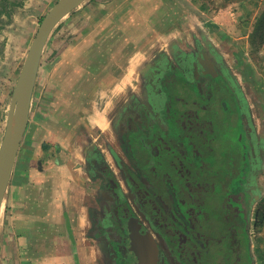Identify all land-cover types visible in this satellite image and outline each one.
<instances>
[{
    "label": "flooded vegetation",
    "instance_id": "flooded-vegetation-1",
    "mask_svg": "<svg viewBox=\"0 0 264 264\" xmlns=\"http://www.w3.org/2000/svg\"><path fill=\"white\" fill-rule=\"evenodd\" d=\"M167 50L145 68L139 91L115 116L106 151L96 144L87 151L90 171L99 180L96 238L107 264H139L130 249V226L153 236L156 264H256L251 188L256 186L252 148L257 137L249 100L217 50L195 39ZM221 92L228 101L219 100ZM215 99L220 109L219 103L211 107ZM221 126L233 131L227 137L245 139L251 165L247 193H234L230 210L212 215L211 196L200 177L201 171H215L208 158L218 157L213 150ZM227 161L233 176L237 160L231 153ZM243 197L246 211L239 202Z\"/></svg>",
    "mask_w": 264,
    "mask_h": 264
},
{
    "label": "crops",
    "instance_id": "crops-1",
    "mask_svg": "<svg viewBox=\"0 0 264 264\" xmlns=\"http://www.w3.org/2000/svg\"><path fill=\"white\" fill-rule=\"evenodd\" d=\"M80 6L65 16L54 30ZM112 37L118 38L117 33ZM153 38L152 33L146 43L131 51L119 35L120 47L114 57L107 56V52L111 47L117 49L118 43L111 46L99 40L91 53L93 56L80 44L72 46L80 50L79 56L57 57V63L62 69L66 65L67 73L69 68L79 69L74 78L81 79L85 73L79 87L87 90L79 93L80 97H77L78 91L71 94V89L70 92L59 90L53 108L44 104L33 106L36 78L27 125L0 210V264H107L93 220L99 180L90 171L87 151L96 144L103 152L106 145L112 143L115 116L139 91L143 72L153 58L161 51L168 52L172 44L181 46L189 42L178 35L179 39L172 38L177 41L161 45L160 40ZM40 67L41 62L39 70ZM66 72L61 74L62 81L68 78ZM46 93L48 97L50 93ZM87 94L89 98L77 102L75 107H71L72 99L67 101L73 96L85 98ZM256 106H250L252 117H255ZM260 118L263 125L258 123L254 128L257 140L252 172L256 186L251 188L255 227L260 221L264 222V138H260L264 133V118ZM258 238L255 235V241ZM256 250L261 259L259 249Z\"/></svg>",
    "mask_w": 264,
    "mask_h": 264
},
{
    "label": "rangeland",
    "instance_id": "rangeland-1",
    "mask_svg": "<svg viewBox=\"0 0 264 264\" xmlns=\"http://www.w3.org/2000/svg\"><path fill=\"white\" fill-rule=\"evenodd\" d=\"M56 1L0 0V144L13 88L29 44L43 14ZM79 8L69 18H65L47 41L34 90V107L44 104L53 108L55 98L62 89L66 92H70L71 89V94L78 91L77 97L82 95H78L79 93L87 90L79 87L80 81L86 76L85 73L82 74L81 79L74 78V74L78 73L79 69L73 71L69 68L67 73L66 65L62 69L57 63V57L72 59L79 56L80 50L72 46L80 44L81 48H86L91 54L99 40L107 41L111 46L118 43L117 49L111 47L107 52V56L114 57L120 47L119 35L121 40L128 44L127 49L131 51L146 43V39L151 37L152 33L155 37L153 40H160L161 45L174 42L173 40L177 41L172 38L180 35L188 39L187 41L195 39L200 45L212 47L221 53L236 72L247 99L251 100L249 104L253 107H255L254 103L257 105L255 117H251L256 123L255 126L263 125L259 121L260 117L264 118V42L261 41L262 35L255 31V27L257 18L264 12V0H85ZM35 12H41V15L33 16ZM115 33L118 36L116 39L112 37ZM121 46L124 45L121 43ZM63 72L68 76L64 81L61 79ZM46 91L50 93L48 97L45 96ZM89 96L90 94L85 98L73 96L67 101L71 102L72 99L71 107H75L77 102ZM219 96L220 101L229 100L226 92H221ZM219 100L209 105L212 104L211 107L216 109L219 103L220 109ZM174 111L179 112L178 107ZM221 116L222 113L215 117ZM211 125H215V120ZM219 125L225 124L220 121ZM219 130L221 132L218 137L219 145H215L213 150V153L219 157V163H211V168L215 170L212 171L213 173L201 171L203 174L200 173V179L205 183L208 192L216 193V187L220 186L217 194L221 196L228 192L230 185L223 177L226 175L223 165L222 169L218 168L220 161L228 160L231 153L238 161V151L245 144L243 141L245 139L227 137L228 131L230 133L233 131L225 130L224 126ZM255 135L257 136V130ZM260 138H264V133H261ZM238 145L240 146L237 148ZM230 146L233 148L231 149ZM220 147H223L224 151L221 152ZM192 172L196 174V170L193 169ZM235 172L237 173V168ZM210 176L212 183L209 185H214L213 190L207 184ZM214 199L217 205L219 202V206L224 204L223 199ZM223 210L222 208V212ZM253 231L259 236L254 243V247L259 249L262 257L258 259L257 256L258 264H264V225L259 224L256 227L254 225Z\"/></svg>",
    "mask_w": 264,
    "mask_h": 264
},
{
    "label": "water",
    "instance_id": "water-1",
    "mask_svg": "<svg viewBox=\"0 0 264 264\" xmlns=\"http://www.w3.org/2000/svg\"><path fill=\"white\" fill-rule=\"evenodd\" d=\"M85 0H57L43 15L29 44L16 79L0 144V210L20 141L27 125L33 90L47 40L57 24ZM130 249L139 264H156L157 242L149 233L130 226Z\"/></svg>",
    "mask_w": 264,
    "mask_h": 264
},
{
    "label": "trees",
    "instance_id": "trees-1",
    "mask_svg": "<svg viewBox=\"0 0 264 264\" xmlns=\"http://www.w3.org/2000/svg\"><path fill=\"white\" fill-rule=\"evenodd\" d=\"M256 22L257 23H256L255 31L258 33H261V35H262L261 41L264 42V12L257 18ZM254 147L252 148L253 156L255 155ZM249 155L250 154H249L248 147H246L245 145H242L241 149H239V159L237 161V173L233 176L230 172V169H231L230 162L227 160H225V162H223L222 160L220 161V166L218 168H221L222 165H223L222 167L225 168L223 170H226V172H225L226 175H223V177L225 178V182H228V184L230 185V188L225 195H221V196H219L217 194L220 186L216 187V190H215L216 193H211L210 191L208 192L207 196H211L209 199V200H211V203H209V205H208L209 206V212L213 211L212 215H215V214L218 215L221 213L224 214L225 211H229L231 208L230 205H231V203H233L231 197H232V195H234V193H237L240 191H242L243 193H247L246 189H245V183L247 182V174H248V170L250 169V165H251ZM208 159L211 160V163H215V162L219 163L218 157H210ZM209 166H211V164H209ZM211 178H212V176H211ZM211 178L210 177L208 178L209 184L212 183ZM214 198L219 199V200L223 199L222 202L224 204L219 206L220 205V202H219V205H217L215 203ZM239 202L243 204L244 209L246 211V208H247L246 197L241 198ZM208 206H207V208H208ZM222 208L224 209L223 210L224 212H222ZM240 216H242V215H240ZM201 223L202 222H199V224H201ZM211 223H212V221H211ZM260 223H261L260 224L261 226L264 225L263 220H262V222L260 221Z\"/></svg>",
    "mask_w": 264,
    "mask_h": 264
}]
</instances>
